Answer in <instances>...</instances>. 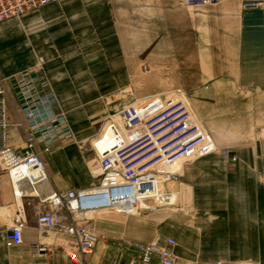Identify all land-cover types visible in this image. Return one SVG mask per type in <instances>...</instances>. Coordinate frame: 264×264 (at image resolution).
Instances as JSON below:
<instances>
[{
    "label": "crops",
    "instance_id": "1",
    "mask_svg": "<svg viewBox=\"0 0 264 264\" xmlns=\"http://www.w3.org/2000/svg\"><path fill=\"white\" fill-rule=\"evenodd\" d=\"M251 1L195 6L204 9L189 16L178 0H60L0 23L6 143L21 146L28 123L10 78L39 58L49 81L40 94L53 103L39 112L66 124L53 122L59 129L49 146L38 142L52 189L98 182L99 154L88 141L118 109L109 100L115 90L160 87L145 82L144 72L184 74L182 87L172 89L186 94L215 143L212 152L172 166L179 176L168 182L163 202L136 214L99 212L95 223L105 237L87 264H159L157 256L141 261L133 242L165 245L166 238L174 240L175 264H264V0ZM99 151H106L102 142ZM19 202L23 242L8 247ZM48 208L31 194L17 201L0 167V264H69L70 238L37 226V214Z\"/></svg>",
    "mask_w": 264,
    "mask_h": 264
},
{
    "label": "built area",
    "instance_id": "2",
    "mask_svg": "<svg viewBox=\"0 0 264 264\" xmlns=\"http://www.w3.org/2000/svg\"><path fill=\"white\" fill-rule=\"evenodd\" d=\"M59 1L0 0V23ZM179 1L185 5L206 6L224 0ZM242 1L245 4L256 3ZM42 63V58H39L34 69H27L10 78L19 106L28 121L21 146L6 143L10 122L7 118L5 79L0 76V167L9 176L15 198L31 194L49 206L37 214V226L43 231L65 234L70 238L69 264H87L96 241L105 237L95 224L99 212L130 214L137 212L142 201L153 199L158 203L159 193H165L168 182L179 176L177 170L172 169L177 161L208 154L216 146L194 114L186 94L177 88L166 99V106L162 103L165 99L155 94L135 105L125 106L120 111L121 116H109L102 132L92 143L96 154H99V180L95 185L67 191L54 190L49 185L38 142L43 141L49 146L59 129L53 122H58L60 126L63 120L61 116L39 112L42 108L50 109L53 104L47 96L40 94L41 90L48 88V81L40 72ZM108 130L110 134L106 136ZM122 130L126 134L123 135ZM100 142L106 147L105 152L99 151ZM224 154L229 162L235 161L229 150H225ZM159 165L163 167L158 168ZM25 223L23 205L16 204L12 224L5 237L8 247L23 242ZM165 243L133 242V246L139 259L145 263L157 256L159 264H175L176 257L169 248L174 240L166 238Z\"/></svg>",
    "mask_w": 264,
    "mask_h": 264
},
{
    "label": "rangeland",
    "instance_id": "3",
    "mask_svg": "<svg viewBox=\"0 0 264 264\" xmlns=\"http://www.w3.org/2000/svg\"><path fill=\"white\" fill-rule=\"evenodd\" d=\"M179 3L180 4L178 5L179 6L178 9L184 11L183 14H187L189 16H198V15H200L201 10L204 9V7H195V6L184 5L180 1H179ZM43 65H44V61L42 63V70L40 72H42L44 78L48 81V79L46 78V76L43 72ZM143 75L145 78V82L148 81L150 84H151V82H155L157 84H161L160 87L155 89V90H146L145 87L140 88V89L127 88V89H122V90H115L111 94V97L109 100L112 103H120V105L118 106V109L114 110V112L110 113L109 116H111L112 114H115V113L117 114L125 106L137 104L142 99L151 95L152 92L159 94L160 97H162L165 100L169 99L171 92L174 90L172 88L178 87V86L182 87V85H183L182 83H183L184 74H168V73L152 74L151 72H144ZM145 85H146V83H145ZM48 87H49V81H48ZM175 89H177V88H175ZM109 116H104V118L102 119L103 121L101 120L100 123L97 124L98 130H97L96 134L92 138H90L88 141L90 145H92L93 141L96 139L98 134L102 132V129H103L106 121L109 120L108 119ZM62 120H63V122L60 125V128L61 127L65 128V126H66L65 121H64V119H62ZM54 124H58V122H55ZM95 170L93 169L92 172H94ZM101 213L116 214L115 212H101Z\"/></svg>",
    "mask_w": 264,
    "mask_h": 264
},
{
    "label": "bare ground",
    "instance_id": "4",
    "mask_svg": "<svg viewBox=\"0 0 264 264\" xmlns=\"http://www.w3.org/2000/svg\"><path fill=\"white\" fill-rule=\"evenodd\" d=\"M158 198H159V200H160L159 202H163V201L165 200L164 193H162V192L159 193V197H158ZM16 199H17V201H19L20 198L16 197ZM154 201H155V200H153V199H151V200H149V201H142V202H141V205H140L141 207L137 210V212H139L140 209H144V208L150 209L153 205L157 204V203H155ZM159 202H158V203H159ZM19 203H20V202H19ZM144 206H145V207H144ZM137 212H136V213H137ZM136 213L133 212V213H130V214H136ZM95 224H96V223H95ZM96 226H97V225H96ZM97 227H98V226H97ZM97 241H98V240H97ZM97 241H96V242H97Z\"/></svg>",
    "mask_w": 264,
    "mask_h": 264
}]
</instances>
